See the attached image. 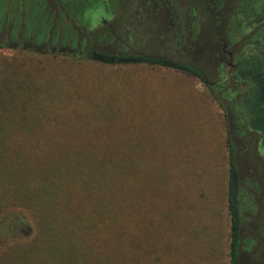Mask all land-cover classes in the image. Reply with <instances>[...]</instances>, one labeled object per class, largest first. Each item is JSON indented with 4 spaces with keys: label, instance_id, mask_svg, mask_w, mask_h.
Returning <instances> with one entry per match:
<instances>
[{
    "label": "rangeland",
    "instance_id": "rangeland-1",
    "mask_svg": "<svg viewBox=\"0 0 264 264\" xmlns=\"http://www.w3.org/2000/svg\"><path fill=\"white\" fill-rule=\"evenodd\" d=\"M108 1L84 22L69 0H0V261L31 252L25 264H45L55 246L74 257L73 240L42 247L57 212L49 198L60 206L81 190L98 218L109 205L116 220V202H127L129 192L107 180L104 167L153 166L161 177L148 185L158 191L136 203L160 209L127 207L134 217L125 221L136 226L120 230L113 254L103 246L113 240L102 234L104 264H229V137L238 166L239 264H264V70L257 57L264 56V11L242 15L248 0H118L115 9ZM90 45L189 62L208 87L170 69L82 59ZM85 170L97 173L90 180ZM86 218L89 232L103 230ZM44 248L48 254L35 250ZM85 249L91 264L90 235Z\"/></svg>",
    "mask_w": 264,
    "mask_h": 264
},
{
    "label": "trees",
    "instance_id": "trees-1",
    "mask_svg": "<svg viewBox=\"0 0 264 264\" xmlns=\"http://www.w3.org/2000/svg\"><path fill=\"white\" fill-rule=\"evenodd\" d=\"M256 1V0H254ZM118 0H109L108 5L110 8L115 9ZM198 7L204 11L202 8L203 4H197ZM198 9V10H200ZM87 15V14H86ZM99 14L95 13L91 15L92 24L96 22ZM82 59L87 61H91L94 63L108 65V66H122V65H146L149 67H161L164 69H170L173 71L181 72L192 76L198 79L201 83L208 87V83L203 72L195 65L189 62H183L178 60H172L166 57H157L150 56L146 54L139 53H108L100 50L94 49L91 45L84 49L83 54L81 56ZM226 148H227V156H228V212L230 218V244H229V264H239L240 260V249L242 244L241 239V215L238 207V203L236 200V187L238 183V166H237V156H236V148L233 145L231 139L227 137L226 139ZM164 161V159H162ZM158 168L153 166L146 167L144 169L141 168H130L127 170H119L112 168L111 166L104 167L102 170V174H105L107 180L112 182L119 189L129 192L127 197V202L118 201L116 202L115 210L117 213V219L114 220L110 217L112 214V210L109 209V205H104V212L102 218H98L92 210L91 197L88 199L83 191H77L74 197L65 196L61 202V205L58 206L57 202L55 206L50 204V197L48 200L49 209L57 207V212L55 214V223L52 226V229L49 233V238L47 241L42 237V247L49 248L50 245H53V241L60 245H65L70 240L75 242L77 247V254L74 257H68L64 253L59 254L56 252L59 250L57 246L56 253L52 252L51 259L45 264H61L64 259H66L65 264H85L87 262L86 257V242L88 235H90V245L92 250L93 259L91 264L95 259H98L100 264H104L103 256L97 251L98 243L99 248L104 240L100 239L102 234L105 232L109 234L110 239L113 240V243H103V246H109L108 251L110 254L116 253L117 247L116 245L119 242L120 230L128 228L129 230L135 228L136 221H132L127 223L125 221L126 218H131L128 214L127 207L138 206L139 208L144 207L152 210H158L160 207L158 206H142L139 203H136L137 200H140L142 196L146 195V191L150 193L149 189L153 191H158L153 185L149 186L148 182L152 180H156L159 182V178L161 175L159 174ZM162 172V171H161ZM87 176H89L90 180L93 179L94 175L97 173L96 170L93 171V174H90L88 170H85ZM92 184V181H91ZM95 190V187H92V191ZM152 195V194H151ZM153 196V195H152ZM155 196H153L154 198ZM57 199V197H56ZM156 203V201H154ZM146 210H139V213ZM163 213V210L160 211ZM90 214L93 216V224L94 226H99L100 229L103 228L101 232L95 235L96 231L89 232L86 226L87 218L86 214ZM65 214V217L62 215ZM122 224H120V222ZM47 227L48 224H46ZM114 227H116L114 229ZM50 228V227H49ZM57 229H60L57 232ZM110 232V233H109ZM99 240V241H98ZM54 246V245H53ZM44 248L45 252L41 249L38 250L41 255L48 254V249ZM30 253V254H29ZM17 253L13 251V253L9 254L8 257L0 261V264H25L26 259H31L32 253ZM47 256V255H46ZM69 259V260H68ZM42 263V262H41Z\"/></svg>",
    "mask_w": 264,
    "mask_h": 264
},
{
    "label": "flooded vegetation",
    "instance_id": "flooded-vegetation-1",
    "mask_svg": "<svg viewBox=\"0 0 264 264\" xmlns=\"http://www.w3.org/2000/svg\"><path fill=\"white\" fill-rule=\"evenodd\" d=\"M70 5L72 6V11L75 16L79 17L82 21L88 22L89 21V14L91 13L92 9L95 8L99 3L101 5L105 6V2L103 0H69ZM248 0L246 1L243 6L241 7L240 13L242 15H250V16H258L259 14L263 13L264 11V0ZM256 4L255 6H253ZM90 12V13H89ZM87 14V15H86ZM260 36L264 38V30L261 31ZM258 57V64L261 67L262 70H264V56H257ZM253 59V58H252ZM239 64H236V67L238 68ZM237 74L239 76L244 77L240 69H237ZM249 95L243 100V108L248 107L249 105ZM247 115L249 121H252V118H249L250 116L245 112ZM261 131V130H260ZM260 144L264 148V133L261 131V140Z\"/></svg>",
    "mask_w": 264,
    "mask_h": 264
}]
</instances>
